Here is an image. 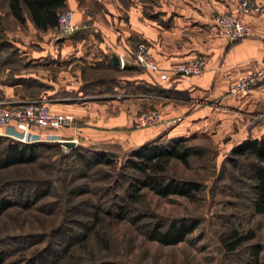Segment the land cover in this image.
Instances as JSON below:
<instances>
[{"label":"crops","instance_id":"0c3cea01","mask_svg":"<svg viewBox=\"0 0 264 264\" xmlns=\"http://www.w3.org/2000/svg\"><path fill=\"white\" fill-rule=\"evenodd\" d=\"M251 1L258 10L239 14L238 0H64L62 11L70 10L78 27L66 37L55 27L36 28L27 12L24 23H17L5 6L15 28L4 30L10 45L0 51V100H39L51 112L70 116L72 127L39 133L82 147L129 151L163 132L172 139L209 137L228 149L258 139L264 114L247 125L264 112V76L248 95L228 94L237 79L264 69V41L258 37L264 34V0ZM225 13L238 15L250 35L224 39L214 18ZM139 42L148 46L159 72L134 65ZM196 57L205 64L200 76L172 72ZM159 73L168 79L161 82ZM146 109L178 121L134 129V118ZM7 131L0 127V135Z\"/></svg>","mask_w":264,"mask_h":264},{"label":"rangeland","instance_id":"374dc122","mask_svg":"<svg viewBox=\"0 0 264 264\" xmlns=\"http://www.w3.org/2000/svg\"><path fill=\"white\" fill-rule=\"evenodd\" d=\"M1 28H15L6 14L5 0H0ZM257 120L250 118L247 126ZM0 136L1 151L13 140ZM177 138L184 146L200 149L201 155L189 157L187 167L169 159L165 175L196 181L200 192L188 200L176 195L159 197L141 189L140 197L126 205L124 220L117 219V212L128 201L127 181L139 176L126 163L134 149L66 148L58 142L41 141L36 142L42 147L34 163L0 168V198L22 203L27 197L33 202L29 208L18 203L0 213L3 264H243L253 244L260 247L258 264H264V214L252 210L249 159L233 157L237 165L232 167L230 149L204 136L172 139L163 132L150 143L167 145ZM226 141L227 137L223 144ZM77 148L85 157L107 149L111 162L85 168L73 153ZM100 210L96 223L92 216ZM179 219L197 222L183 241L163 246L148 239L154 225L166 226ZM247 229L254 231L252 239L233 252L224 250L222 240L232 230Z\"/></svg>","mask_w":264,"mask_h":264},{"label":"trees","instance_id":"16d2710c","mask_svg":"<svg viewBox=\"0 0 264 264\" xmlns=\"http://www.w3.org/2000/svg\"><path fill=\"white\" fill-rule=\"evenodd\" d=\"M5 6L9 14L17 23L23 24L25 21L24 12H27L34 26L42 31L56 27L59 13L64 7V0H5ZM4 30L0 29V51L5 44ZM1 137V136H0ZM2 139V138H1ZM6 140V139H4ZM182 139L177 138L169 141L167 145L146 143L134 149L126 160L128 167L136 171L139 176H135L127 181L126 192L128 201L119 207L117 219H125V207L128 203L135 202L139 197L141 189H147L159 197L176 195L188 200H194L201 186L193 180H184L165 175V168L169 159L180 162L183 166L189 165V157L200 156V149H193L184 146ZM41 144H22L14 141H7L0 151V168L5 169L15 165L31 164L38 158V148ZM74 150V149H72ZM73 151L78 155V160L86 168L96 165H109L111 162L108 150H94L89 157ZM228 162L235 167L236 162L233 157L249 159L247 165L248 179L251 181L252 210L256 215L264 214V135L258 139L246 138L238 145L230 149ZM19 200H22L20 196ZM27 201V202H26ZM25 202V203H24ZM21 202H15L8 198H0V213L9 207ZM33 204L28 198L23 197L21 205L29 208ZM93 213L92 218L96 223L99 222L98 213ZM197 222L190 219H179L171 221L166 226L156 224L148 230V239L157 242L159 245L171 246L184 240L186 235L191 233L196 227ZM254 237V231L247 229L243 232L232 230L227 240H222L224 250L233 252L245 242ZM67 251L66 248L63 251ZM260 247L258 244L249 246L247 260L243 264H258ZM5 254L0 251V264L4 262ZM54 262L50 263L53 264ZM99 264H111L102 262Z\"/></svg>","mask_w":264,"mask_h":264},{"label":"built area","instance_id":"2783aa9c","mask_svg":"<svg viewBox=\"0 0 264 264\" xmlns=\"http://www.w3.org/2000/svg\"><path fill=\"white\" fill-rule=\"evenodd\" d=\"M239 14L250 11H257L252 7L251 0H238ZM214 24L218 28L221 36L228 42L250 35L249 26L241 20L238 15L231 13L219 14L214 18ZM77 25L72 20V12L63 10L59 13L55 30L60 37H66L77 30ZM258 37L264 41V34ZM119 67L124 66L119 60ZM133 63L142 70L149 72H159L156 60L150 55L148 46L144 42H139L133 50ZM204 60L202 58H191L176 66L172 72L174 74L190 77L200 76L204 72ZM264 76V69L246 74L237 79L228 89V94L232 96H246L256 86L258 81ZM159 80L165 82L168 79L166 73H159ZM264 112L259 113L254 119H259ZM178 119L164 120L155 109H146L138 114L132 123L134 129L154 127L158 125L171 126ZM251 123V122H250ZM73 126V119L70 116L51 112L43 101L29 100L13 105L9 102L0 101V127L8 128L2 136L22 144H34L36 142L48 141L58 142L56 138L39 133V130H53L59 128H70Z\"/></svg>","mask_w":264,"mask_h":264},{"label":"water","instance_id":"95a60500","mask_svg":"<svg viewBox=\"0 0 264 264\" xmlns=\"http://www.w3.org/2000/svg\"><path fill=\"white\" fill-rule=\"evenodd\" d=\"M112 61L116 64V61H115L114 58L112 59ZM61 144H62L64 147H66V148H72V147L75 146L73 141H63V142H61Z\"/></svg>","mask_w":264,"mask_h":264}]
</instances>
